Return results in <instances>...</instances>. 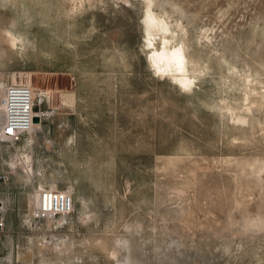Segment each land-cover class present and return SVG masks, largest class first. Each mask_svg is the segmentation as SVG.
<instances>
[{
	"label": "rangeland",
	"instance_id": "374dc122",
	"mask_svg": "<svg viewBox=\"0 0 264 264\" xmlns=\"http://www.w3.org/2000/svg\"><path fill=\"white\" fill-rule=\"evenodd\" d=\"M165 40L190 91L157 75ZM11 81L47 115L2 152L5 264H264V0H0ZM44 186L72 213L34 218Z\"/></svg>",
	"mask_w": 264,
	"mask_h": 264
},
{
	"label": "built area",
	"instance_id": "2783aa9c",
	"mask_svg": "<svg viewBox=\"0 0 264 264\" xmlns=\"http://www.w3.org/2000/svg\"><path fill=\"white\" fill-rule=\"evenodd\" d=\"M47 98L44 92H38L31 84L9 82L0 89V157L5 148L26 141L32 147L34 135L43 131L46 111L38 110L39 102ZM38 116L40 126L35 118ZM11 130V134L10 131ZM33 135V136H32ZM34 139V140H33ZM5 147V148H4ZM2 175H0V180ZM42 203L38 204L33 215L37 219H52L72 213L75 205L74 193L51 187H41L39 193ZM0 205L1 201H0ZM6 210L0 206V231L6 228Z\"/></svg>",
	"mask_w": 264,
	"mask_h": 264
},
{
	"label": "clouds",
	"instance_id": "9594fccd",
	"mask_svg": "<svg viewBox=\"0 0 264 264\" xmlns=\"http://www.w3.org/2000/svg\"><path fill=\"white\" fill-rule=\"evenodd\" d=\"M152 3L148 4V14L147 20L145 23L150 25L149 34L147 39L146 46L151 48L155 44V38L152 36L151 27L157 24V20L152 12ZM161 30L164 32L168 31V26L163 23V21H159ZM179 27V25H177ZM11 35V34H9ZM174 41L165 40L164 45L165 49L170 43ZM150 59L152 60L155 68L157 69V75H167L171 72H181L184 73L185 68V57H184V45L181 44L179 47L175 48V50L170 55H165L164 53L156 54L154 53ZM185 90L190 91L194 86H196L197 81L195 79H180L178 81Z\"/></svg>",
	"mask_w": 264,
	"mask_h": 264
},
{
	"label": "crops",
	"instance_id": "0c3cea01",
	"mask_svg": "<svg viewBox=\"0 0 264 264\" xmlns=\"http://www.w3.org/2000/svg\"><path fill=\"white\" fill-rule=\"evenodd\" d=\"M3 169H6L3 167L2 164V159L0 157V175L3 172ZM3 184L2 181L0 180V201L2 200V195H3ZM6 225L7 228L8 226L10 227V217L7 216L6 218ZM10 240H12V236L9 233H7V229L5 228L3 231H0V264H5V261H7L6 254L8 253L9 250V245H10Z\"/></svg>",
	"mask_w": 264,
	"mask_h": 264
},
{
	"label": "bare ground",
	"instance_id": "6f19581e",
	"mask_svg": "<svg viewBox=\"0 0 264 264\" xmlns=\"http://www.w3.org/2000/svg\"><path fill=\"white\" fill-rule=\"evenodd\" d=\"M146 16V15H145ZM147 18V17H146ZM155 18H156V20H157V24L156 25H154V26H152V27H158V28H161L162 26L160 25V23H159V21H161V20H159L156 16H155ZM149 25V24H148ZM150 27V26H149ZM159 30V29H158ZM7 38V37H6ZM9 40L10 41H6V42H8V44L12 47V48H14V47H16L17 46V44L19 43V41H16L17 39H16V37L15 36H13V35H10L9 36ZM163 51L162 52H160V53H164L165 55H170L175 49H173V50H169L168 48L167 49H162ZM159 52H156V54H160ZM184 57H185V61H186V55H185V53H184ZM187 65H186V62H185V65H184V68L186 69L187 67H186ZM185 71H187V69L185 70ZM172 75H174V74H172ZM174 76H176L177 78H178V80H180V79H184V78H187V79H192V77H190L187 73L185 74V73H181V74H175ZM37 118H38V116H37ZM39 119V118H38ZM36 122V121H35ZM40 121H38V122H36V125H37V127H39L40 126V123H39ZM33 136V135H32ZM14 156H16V155H14ZM20 156V155H19ZM23 156H25V155H23ZM23 160V159H22ZM16 160L14 159V162H15ZM20 162V161H19ZM24 164H28L27 162H29V157L27 156V160H24V161H22ZM11 163H13V162H11ZM16 163V162H15ZM15 166V165H14ZM28 166V165H27ZM26 172L28 173V175L29 176H31L30 175V171H29V169H27L26 168Z\"/></svg>",
	"mask_w": 264,
	"mask_h": 264
},
{
	"label": "water",
	"instance_id": "95a60500",
	"mask_svg": "<svg viewBox=\"0 0 264 264\" xmlns=\"http://www.w3.org/2000/svg\"><path fill=\"white\" fill-rule=\"evenodd\" d=\"M35 121H36V122H38V121H39V119L36 117V118H35Z\"/></svg>",
	"mask_w": 264,
	"mask_h": 264
},
{
	"label": "snow or ice",
	"instance_id": "6c2138e0",
	"mask_svg": "<svg viewBox=\"0 0 264 264\" xmlns=\"http://www.w3.org/2000/svg\"><path fill=\"white\" fill-rule=\"evenodd\" d=\"M10 131V134H11V130H9Z\"/></svg>",
	"mask_w": 264,
	"mask_h": 264
}]
</instances>
